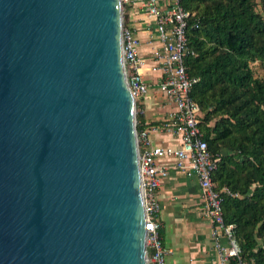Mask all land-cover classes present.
<instances>
[{
  "label": "water",
  "instance_id": "1",
  "mask_svg": "<svg viewBox=\"0 0 264 264\" xmlns=\"http://www.w3.org/2000/svg\"><path fill=\"white\" fill-rule=\"evenodd\" d=\"M121 0H0V264H147Z\"/></svg>",
  "mask_w": 264,
  "mask_h": 264
},
{
  "label": "trees",
  "instance_id": "2",
  "mask_svg": "<svg viewBox=\"0 0 264 264\" xmlns=\"http://www.w3.org/2000/svg\"><path fill=\"white\" fill-rule=\"evenodd\" d=\"M191 21L184 62L197 77L190 95L216 158L213 187L241 257L264 264V0H181ZM136 128L144 116L136 113ZM153 123V122H151ZM147 123V124H151ZM227 188L228 190H226Z\"/></svg>",
  "mask_w": 264,
  "mask_h": 264
},
{
  "label": "built area",
  "instance_id": "3",
  "mask_svg": "<svg viewBox=\"0 0 264 264\" xmlns=\"http://www.w3.org/2000/svg\"><path fill=\"white\" fill-rule=\"evenodd\" d=\"M121 2L125 7L123 12H127V8L136 14L144 12L147 20L154 24L157 40L148 58L140 55V41L135 29L123 17L121 44L129 87L134 98L135 117L136 113L144 115L145 101L152 98L154 92L163 94L173 105L155 123L148 125L144 120L136 128L147 264H166L168 248L160 233V221L157 218L160 203L155 193L168 172L169 165L164 158H173V167L187 175H194L198 181L202 210L211 223L215 264H249L241 257L239 244L232 235L233 224L224 222L222 195L213 187L211 178L216 158L210 152L199 125L200 106L190 95L197 77L188 72L184 62L186 54L193 52L187 46L186 33L188 27H195L198 22L191 21L192 13L182 5L181 0ZM145 70L156 73V81H149ZM151 130L170 133L177 139V143L155 141L150 136Z\"/></svg>",
  "mask_w": 264,
  "mask_h": 264
},
{
  "label": "crops",
  "instance_id": "4",
  "mask_svg": "<svg viewBox=\"0 0 264 264\" xmlns=\"http://www.w3.org/2000/svg\"><path fill=\"white\" fill-rule=\"evenodd\" d=\"M127 10L126 22L134 27L140 41L139 54L148 58L150 49L157 43L154 24L147 20L144 12L136 14ZM144 72L149 81H156V73ZM153 95L145 101L143 116L146 123H155L173 107L163 94L154 92ZM150 136L155 141L177 143V139L167 132L151 130ZM164 161L169 165L168 172L155 193L160 203L157 213L160 233L168 248L166 264H215L211 223L202 210L198 181L194 175L173 167V158H164Z\"/></svg>",
  "mask_w": 264,
  "mask_h": 264
},
{
  "label": "rangeland",
  "instance_id": "5",
  "mask_svg": "<svg viewBox=\"0 0 264 264\" xmlns=\"http://www.w3.org/2000/svg\"><path fill=\"white\" fill-rule=\"evenodd\" d=\"M121 8H122V12L125 9L124 4L121 2ZM124 13V12H123ZM254 73L257 75H264V66L262 64H260L259 62H252L251 63Z\"/></svg>",
  "mask_w": 264,
  "mask_h": 264
}]
</instances>
